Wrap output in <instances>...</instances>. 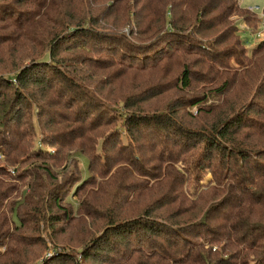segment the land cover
I'll return each instance as SVG.
<instances>
[{
  "label": "trees",
  "instance_id": "1",
  "mask_svg": "<svg viewBox=\"0 0 264 264\" xmlns=\"http://www.w3.org/2000/svg\"><path fill=\"white\" fill-rule=\"evenodd\" d=\"M99 1L0 0V152L28 168L13 177L0 163V246L48 248L45 236L74 251L82 225L81 263L64 252L42 264H264V40L250 51L241 29L262 18L238 0H101L92 15ZM174 61L167 92L217 84L146 113L163 83L136 91L127 76ZM47 111V143L88 158L78 206L77 173L60 180L49 161L62 159L31 153L33 112ZM114 168L130 183L113 185ZM98 193L108 200L94 204Z\"/></svg>",
  "mask_w": 264,
  "mask_h": 264
},
{
  "label": "rangeland",
  "instance_id": "2",
  "mask_svg": "<svg viewBox=\"0 0 264 264\" xmlns=\"http://www.w3.org/2000/svg\"><path fill=\"white\" fill-rule=\"evenodd\" d=\"M238 2L242 6V8L256 13L258 15V17L262 18L261 21H263L262 27L258 31L254 29L252 31V33L250 31H248V28H250V27H247L245 24H242V26H241L243 38L245 39L248 37L250 39V41L252 42L253 47L249 48V50L252 51L258 43H260L261 41L264 40V0H238ZM105 3L106 2H104V1L102 2L100 0L96 6H94V7L92 6L94 9V11H92V13H93L92 15H98L99 13L96 12L95 9H97V7L99 5H101V4L104 5ZM233 20L237 21V23L240 21V19H238V18H234ZM130 28L125 27L123 25L119 28V30L122 31L124 34L129 35ZM253 33H255V34H253ZM184 62L191 66L196 61L193 58H186L184 60ZM196 68L199 69V67H196ZM1 71L2 70H1V66H0V72ZM170 71H172L171 75H169ZM176 71H180V70L177 67V63L174 61V62L168 63V65H166L164 68L160 69L159 72L156 74H153V72L152 73L147 72L145 74L135 76V80H134V75L127 76V79L130 82L128 85V89L132 88V85H136L135 86L137 88L136 91H140L141 89H145L147 87H150L154 83H156L158 80H160L161 83H163L160 87H158L157 90L152 91L151 94L149 96H147V97H151L153 95H159L160 93H163L159 98H157L154 102H152L150 105H148L146 107V113L147 112L151 113L155 110H161L162 111L165 109V107L168 105V103L173 99H177L180 101H186V99H189V97H191L193 93L198 94L202 91H208L209 89H211L212 87H214L217 84V83H215L213 85L204 86L202 83L197 81V83L195 82V85L198 87V89L196 91H188V92L184 93V92H181L179 90H176L173 92H167L172 88V85L174 84L173 77L175 76ZM196 73L200 77L201 72L198 71ZM212 74H213V76L216 75V73H212ZM11 77L12 76L6 75L4 79H6L8 81L13 80V82L16 83L14 79H11ZM194 80H195V78H194ZM219 84H221V81L218 83V85ZM137 85H139V87H137ZM151 90H154V88ZM227 98L229 99V103H231L234 98H237V85L232 89L231 94ZM194 110H196V109H194ZM194 114H197V112L195 111ZM52 116H53V114L50 111H47V113L44 116L39 112H33L32 118H33V125H34V130H35L34 132L35 133H34V136L32 138V147L30 148L31 153L35 154L37 152H42V153H45L47 155H50L51 156L50 159L52 157H59L60 159H62V164L65 163L64 164L65 166L63 165L64 167H62V168L61 167L58 168L59 166H57V164L54 165L53 162H51L52 160L49 161V163L53 166L54 172L59 176L60 180L65 175H70L71 173H74V172L77 173V176L81 179V182L79 184H76V186H74V188L70 189V195L67 197V202L72 203L74 206H78V200L74 196L76 189L79 185H82L91 176V173L89 172L88 158H87V156L82 154L80 150H78L76 148H73L70 152H68L67 156H65L66 154L63 152L59 155L58 150L56 148H53L50 143H47L48 137H50V136L46 135L45 130L47 128V124L53 118ZM52 129L56 130L57 128H52ZM110 129H114V126H112ZM124 142L126 143L127 140H125ZM0 163L2 165H4L6 169H9V171L11 172V175L13 177L17 176V169L18 170L20 169L21 173H22V171L28 169V168H26V165H22L24 163V160L23 161L21 160V162H19L17 167H12L11 165H9L6 162V158L3 156V154L1 152H0ZM183 167L184 166L181 164L178 165V168H180L181 170H183ZM115 171H116V168H114L111 173H114ZM125 172H126L125 170H117L116 171V173L114 174L115 175L114 180L113 179H112L113 181L110 180V181H112L113 185L118 186V185H124V184L130 183L129 178L125 179L124 175L120 176L119 178L117 176V174L125 173ZM103 173H101V175ZM95 175L97 176L96 173H95ZM105 178H106V175H105ZM212 179L213 178L210 174L205 175L204 180H203L201 185H203V186L209 185L210 182L212 181ZM97 181L101 183L102 180L100 178H98ZM140 181H142V180H140ZM107 183L108 182H103L102 184L105 185ZM193 188H194V186L190 187V189H189L190 193H194ZM107 200H108L107 196H101L100 193L96 194L93 198L94 204H96V205H97L96 202H99V203L102 202L103 203V202H106ZM148 201L149 200H143V201H142V199L138 200L137 202L139 205H137L135 208H137L138 210H141V208L144 206V204H146ZM120 205L124 206V203H120ZM87 229H88V227H87ZM87 229H84V227L82 225H77L75 227V229L70 232L71 238L73 240V244L75 246L74 251H72L71 249H68V248H60L62 253L66 252V254L72 255V257L77 258L80 261V263H81V259H80L77 252H78V249L82 248V246H83V245L80 246V244L88 237V235L86 234ZM96 229L97 228H94L93 230L95 231ZM36 235H37V232H31V234L27 235L24 238L27 240H31V239L38 236V235L37 236ZM74 237L76 240L74 239ZM43 238L48 243V248H42L41 243L37 242V240H36L35 244L32 243V245L25 244V243L12 244V242H10V243L6 242L5 246H2V247L0 246V264H42L43 261H45V260H50L51 258L58 257L57 255L60 253V251L59 250L57 251L55 249V247L51 244V242H49V240H47L48 237L46 238L45 236H43ZM216 249H218V246L216 247ZM216 249H214V250H216ZM9 250L12 253H14V255L11 258L4 260L3 257L7 254V252ZM232 250H233V248H230L229 251H232ZM62 253H60V254H62ZM237 253H239L238 249H237ZM244 259H246V257ZM250 260H252V258H250ZM254 260H255V258H254ZM242 263H247V262H244L243 260H240L239 262H237V264H242Z\"/></svg>",
  "mask_w": 264,
  "mask_h": 264
}]
</instances>
